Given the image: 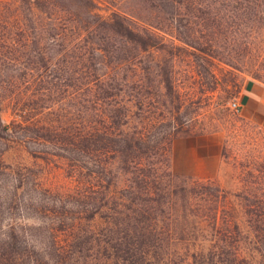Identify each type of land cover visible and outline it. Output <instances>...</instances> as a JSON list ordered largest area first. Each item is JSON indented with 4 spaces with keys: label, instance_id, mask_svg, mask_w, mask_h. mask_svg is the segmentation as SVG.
I'll use <instances>...</instances> for the list:
<instances>
[{
    "label": "rangeland",
    "instance_id": "374dc122",
    "mask_svg": "<svg viewBox=\"0 0 264 264\" xmlns=\"http://www.w3.org/2000/svg\"><path fill=\"white\" fill-rule=\"evenodd\" d=\"M12 1L0 0V4ZM93 2L98 18L86 17L87 21L100 25L116 14L156 47L143 52L96 24L85 37L89 46L82 51L71 48L74 33L43 21L35 35L40 53L27 52L26 68L9 66L0 76L1 120L13 119L17 100L29 109L23 127L0 138V162L9 169L0 174V235L10 223L22 233L21 241H42L48 223L43 206L62 202L70 211L79 209L76 191L81 184L72 167L78 152L66 139L78 129L80 110L88 121L94 114L77 88L93 80L91 75L114 76L112 69L121 65L122 76L130 77L125 90L139 98L144 123L154 115L156 133H176L169 155L176 184L218 185L240 231L239 241L230 245L246 263L264 264V249L255 240L243 200L264 195V127L259 118L230 107L239 103L247 80L264 84V0H189L174 5L164 0ZM72 5L61 3L77 12ZM183 35L200 51L184 44ZM133 65L138 76L131 80L128 69ZM84 72L90 76L85 78ZM25 73L35 76L31 79ZM37 75L43 77L39 82ZM10 77L17 79L16 85L9 84ZM50 125L58 133L48 131ZM200 158L208 160L198 162ZM123 181L119 176L113 189ZM14 186L19 187L15 197ZM90 225L101 232L103 217L97 215ZM170 245L174 263L192 264V254L207 253L218 244L172 241Z\"/></svg>",
    "mask_w": 264,
    "mask_h": 264
},
{
    "label": "trees",
    "instance_id": "16d2710c",
    "mask_svg": "<svg viewBox=\"0 0 264 264\" xmlns=\"http://www.w3.org/2000/svg\"><path fill=\"white\" fill-rule=\"evenodd\" d=\"M164 1L174 5L189 0ZM66 2L78 11L62 7L61 3ZM93 6V0L1 3L0 76L9 66L26 68L27 52L40 53L36 51L40 46L36 36L44 20L53 21L61 32L74 33L71 48L84 51L89 46L85 37L97 24L85 19L98 18ZM66 14L72 17L66 19ZM126 22L113 14L101 20L100 25L98 22L97 27L102 26L143 52L156 47ZM183 36L184 44L200 51L188 35ZM112 70L114 76L107 72L91 75L93 80L77 88L82 101L90 103L94 114L93 121H88L80 110L78 129L73 137L66 139L78 152L72 167L78 172L81 184L76 191L79 209L70 211L62 202L43 206L48 223L43 227L46 234L42 241H21L22 233L13 224L5 225L7 230L0 235V264H191L186 260L177 263L171 260L172 241L218 244L207 253L192 254V264H248L230 245V241H239L240 231L226 207V193L211 182L190 188L176 184L169 169L171 143L176 133H156L154 115L144 123L139 98L125 90L130 77H123L121 65ZM128 71L131 80L137 78V65ZM25 74L31 79L35 76ZM82 74L85 78L90 76L86 72ZM36 78L39 82L43 77ZM7 80L11 85L17 84L14 77ZM26 105L19 100L14 103L13 119L9 123L0 117V138L23 127L29 112ZM47 130L58 133L51 125ZM7 170L0 162V174ZM119 176L124 179L122 186L113 189ZM13 189L15 197L19 187ZM243 200L247 221L263 250L264 195ZM97 215L105 223L101 232L94 231L90 225Z\"/></svg>",
    "mask_w": 264,
    "mask_h": 264
},
{
    "label": "crops",
    "instance_id": "0c3cea01",
    "mask_svg": "<svg viewBox=\"0 0 264 264\" xmlns=\"http://www.w3.org/2000/svg\"><path fill=\"white\" fill-rule=\"evenodd\" d=\"M237 100L241 112L244 115L259 118L261 126L264 127V84L255 80H247ZM211 159L214 163L217 162V157L213 156ZM205 160L208 158H200L198 162Z\"/></svg>",
    "mask_w": 264,
    "mask_h": 264
},
{
    "label": "built area",
    "instance_id": "2783aa9c",
    "mask_svg": "<svg viewBox=\"0 0 264 264\" xmlns=\"http://www.w3.org/2000/svg\"><path fill=\"white\" fill-rule=\"evenodd\" d=\"M231 109L234 111V112H239L240 111V105L239 103H236V102H233L231 105H230Z\"/></svg>",
    "mask_w": 264,
    "mask_h": 264
}]
</instances>
